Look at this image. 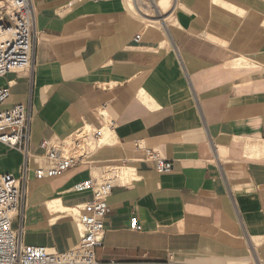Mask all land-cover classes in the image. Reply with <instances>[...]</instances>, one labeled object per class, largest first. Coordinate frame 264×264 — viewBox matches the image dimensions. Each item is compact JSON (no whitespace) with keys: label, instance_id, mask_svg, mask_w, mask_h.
<instances>
[{"label":"crops","instance_id":"0c3cea01","mask_svg":"<svg viewBox=\"0 0 264 264\" xmlns=\"http://www.w3.org/2000/svg\"><path fill=\"white\" fill-rule=\"evenodd\" d=\"M29 1L31 65L0 78L1 108L27 111V154L0 143V175L26 167L21 244L75 247L71 212L91 194L73 185L117 170L99 261L264 264V0ZM109 121L87 164L35 178L43 141Z\"/></svg>","mask_w":264,"mask_h":264},{"label":"built area","instance_id":"2783aa9c","mask_svg":"<svg viewBox=\"0 0 264 264\" xmlns=\"http://www.w3.org/2000/svg\"><path fill=\"white\" fill-rule=\"evenodd\" d=\"M32 26L33 8L29 0H0V78L7 73H18L30 67ZM138 39V36L134 37V41ZM10 98L9 87H1L0 143L27 154V111L21 104H11L8 109H2V106L10 104ZM113 126L112 121L107 123L105 129L83 125L63 140L43 141L40 148L44 151L47 167L35 169V178L40 180L61 177L79 165L87 164L91 154L105 144V135L112 131ZM145 159L153 162L157 173H168L172 170V162L161 159L152 150H145ZM25 171L24 166L20 178L0 175V264H119L115 261H99L95 254L96 249L102 245L104 221L109 212L107 199L113 188V180L118 177L117 170L108 172L100 181L89 178L73 185L74 193H90L91 199L73 207L75 214L71 217L79 240L75 247L64 253L23 245L19 233L11 227L13 219L18 215ZM129 229H139L136 220L130 221Z\"/></svg>","mask_w":264,"mask_h":264},{"label":"bare ground","instance_id":"6f19581e","mask_svg":"<svg viewBox=\"0 0 264 264\" xmlns=\"http://www.w3.org/2000/svg\"><path fill=\"white\" fill-rule=\"evenodd\" d=\"M0 43H2V39L0 38ZM49 207L52 210H63V208L60 206L59 202H53L49 205ZM74 214H75V210L73 209ZM74 216V215H73Z\"/></svg>","mask_w":264,"mask_h":264},{"label":"rangeland","instance_id":"374dc122","mask_svg":"<svg viewBox=\"0 0 264 264\" xmlns=\"http://www.w3.org/2000/svg\"><path fill=\"white\" fill-rule=\"evenodd\" d=\"M71 215L73 216L74 215V212H71Z\"/></svg>","mask_w":264,"mask_h":264}]
</instances>
